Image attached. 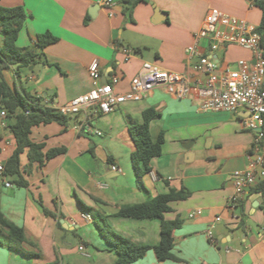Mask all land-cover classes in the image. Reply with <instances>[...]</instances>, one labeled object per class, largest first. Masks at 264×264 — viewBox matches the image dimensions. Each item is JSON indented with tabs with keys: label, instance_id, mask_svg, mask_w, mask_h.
<instances>
[{
	"label": "crops",
	"instance_id": "0c3cea01",
	"mask_svg": "<svg viewBox=\"0 0 264 264\" xmlns=\"http://www.w3.org/2000/svg\"><path fill=\"white\" fill-rule=\"evenodd\" d=\"M102 1L0 0L1 6L23 7L27 14L18 47L36 48L46 34L56 40L39 51L32 68L4 72L10 87L57 110L92 90L89 68L95 60L103 83L119 78L118 93L129 91L144 62L194 81L186 50L210 9L255 28L262 20L257 0H136L132 5V0H116L109 8ZM123 48L134 52L128 61ZM221 48L222 66L230 65V60L254 61L252 53L241 47ZM236 50L244 55L237 56ZM198 105L195 96L177 100L158 88L146 99L127 102L109 114L91 108L87 116H66L65 124L54 121L33 127L30 138L43 145L44 154L53 149L65 152L24 173L26 187L18 186L16 177L0 174V213L22 228L27 240L15 244L0 230V264H115L118 256L100 234L98 217L99 223L136 245H158L160 221L125 219L117 213L123 205L144 203L170 188L191 194L172 203V211L164 216L167 221H182L174 231L173 249L182 264H264V197L249 191L235 209L228 204L235 193V172L251 166L255 133L243 128L247 113H202ZM149 109L160 114L150 124L151 138L156 141L163 133L164 144L141 190L131 163L135 145L129 127L131 121L141 123ZM16 147L10 130L0 129V163L4 165ZM21 163L27 165V152ZM112 166L122 173L112 172ZM4 182L13 187L5 188ZM198 211L200 215L189 217ZM84 213L92 220L84 219ZM217 217L222 221L214 226L212 241L207 231ZM80 247L91 257H84ZM134 264L180 263H160L150 250Z\"/></svg>",
	"mask_w": 264,
	"mask_h": 264
},
{
	"label": "built area",
	"instance_id": "2783aa9c",
	"mask_svg": "<svg viewBox=\"0 0 264 264\" xmlns=\"http://www.w3.org/2000/svg\"><path fill=\"white\" fill-rule=\"evenodd\" d=\"M259 3L264 0H257ZM116 0H103L102 5L112 7ZM207 42L203 48L202 43ZM235 45L252 53L254 61L240 60L237 69L231 70L222 66L218 51L222 46ZM205 49L202 53L200 49ZM122 53L128 61L133 50L123 48ZM190 67L196 78L191 81L186 75L170 72L158 64L144 62L138 74L132 79L129 91L118 93L115 86L119 78L115 76L111 82H102L100 64L95 60L90 68L92 90L81 95L69 104L58 108L63 116L86 114L95 108L97 113L109 114L127 102H140L146 99L154 90L164 89L177 100L195 96L199 100L198 111L202 113L237 112L243 110L247 117L243 128L255 133V141L249 159L250 169L234 174L235 193L229 199V209L233 210L242 198L258 183L264 180V47L262 36L247 21L210 9L204 19L199 33L195 36L194 44L186 50ZM29 114V112H27ZM9 127L5 110L0 111V129ZM99 136L101 132L97 133ZM11 141L7 142L9 146ZM112 172L122 173L118 166L111 167ZM0 174L4 175V165L0 163ZM5 188H12L10 182H4ZM107 189L108 185L102 184ZM201 214V211L191 213L190 218ZM84 219L92 220L89 213L83 214ZM222 221L217 217L207 236L213 241V229ZM264 242V237H263ZM82 255L90 258V254L80 247ZM229 252V250H228Z\"/></svg>",
	"mask_w": 264,
	"mask_h": 264
},
{
	"label": "trees",
	"instance_id": "16d2710c",
	"mask_svg": "<svg viewBox=\"0 0 264 264\" xmlns=\"http://www.w3.org/2000/svg\"><path fill=\"white\" fill-rule=\"evenodd\" d=\"M259 7L262 10V20L256 31L262 36L264 47V2L259 3ZM26 19L27 14L23 7L6 8L0 5V109L7 113L10 121L8 129L17 145L11 158L4 164V175L10 178L16 177L15 183L23 187L28 186V182L23 177L24 173L29 174L35 164L43 166L50 159L65 152V149H53L44 154L43 145L34 143L30 138L32 128L54 121L61 124L66 123V116L61 115L58 110L40 106L26 93L17 88L12 89L5 80L4 72L12 67L30 68L36 63L39 51L56 41L46 34L38 39L36 48L18 47L17 41ZM159 115L154 109H149L143 113L141 123L130 122L129 130L135 145L131 163L137 186L141 190H145L144 177L152 172V160L162 155L164 134L161 133L156 141H153L150 135V124ZM25 152H27L28 163L23 166L21 156ZM250 193L264 197V180L253 187ZM190 195V192L185 189L170 188L167 193L159 194L144 203L123 205L119 208L117 217L120 218L160 221V242L155 246L136 245L129 239L111 231L107 225L99 223L102 218H96L95 222L100 234L118 256L115 264H134L144 258L150 250L154 251L160 263L167 261L184 263L173 253L174 231L180 228L182 221L180 219L167 221L164 216L172 211V203L185 201ZM83 207L85 211H88L85 206ZM0 230L6 231L15 244L21 245L27 241L24 230L6 220L1 213ZM18 251L25 254L23 250L18 249Z\"/></svg>",
	"mask_w": 264,
	"mask_h": 264
},
{
	"label": "rangeland",
	"instance_id": "374dc122",
	"mask_svg": "<svg viewBox=\"0 0 264 264\" xmlns=\"http://www.w3.org/2000/svg\"><path fill=\"white\" fill-rule=\"evenodd\" d=\"M235 54L237 55V56H241V55H244V51H241V50H236V52H235ZM229 60H230V58H229ZM231 62H230V65H229V68L231 69V70H236L237 69V62L235 63V62H233L232 60H230Z\"/></svg>",
	"mask_w": 264,
	"mask_h": 264
},
{
	"label": "water",
	"instance_id": "95a60500",
	"mask_svg": "<svg viewBox=\"0 0 264 264\" xmlns=\"http://www.w3.org/2000/svg\"><path fill=\"white\" fill-rule=\"evenodd\" d=\"M136 0H132V2L129 4V5H132L133 3H135ZM222 49V48H221ZM221 49H220V52H221ZM32 68V67H31Z\"/></svg>",
	"mask_w": 264,
	"mask_h": 264
}]
</instances>
